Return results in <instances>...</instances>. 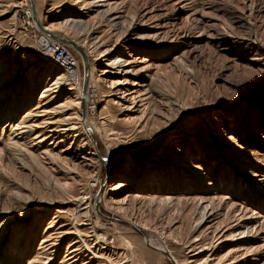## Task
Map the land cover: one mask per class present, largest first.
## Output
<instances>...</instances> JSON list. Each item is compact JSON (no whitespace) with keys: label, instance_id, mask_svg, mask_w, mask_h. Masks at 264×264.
<instances>
[{"label":"rangeland","instance_id":"1","mask_svg":"<svg viewBox=\"0 0 264 264\" xmlns=\"http://www.w3.org/2000/svg\"><path fill=\"white\" fill-rule=\"evenodd\" d=\"M109 1L115 14L101 17L89 0H33L44 26L89 52L88 116L99 131L82 148L78 130L65 129L85 116L77 91L65 87L52 100L43 92L61 69L38 51V32L25 23V11L33 20L30 0H0V112L13 113L18 100L31 98L17 113L32 110L31 122L48 134L44 143L54 153L52 161L38 151L44 168L23 165L0 129V264L16 258L19 243L24 253L16 264H64L76 226L83 234L96 226L106 243L92 249L126 252L128 264H264V49L247 45L264 44V0ZM132 26V36L123 35ZM97 37L102 49L92 43ZM122 50L131 61L126 73L106 66ZM188 179L193 186L180 189ZM83 195L91 198L92 220L74 222ZM164 197L172 202L163 204ZM210 200L218 216L198 226ZM241 222L252 228L246 238ZM50 234L59 246L46 254L48 247H39Z\"/></svg>","mask_w":264,"mask_h":264},{"label":"bare ground","instance_id":"2","mask_svg":"<svg viewBox=\"0 0 264 264\" xmlns=\"http://www.w3.org/2000/svg\"><path fill=\"white\" fill-rule=\"evenodd\" d=\"M114 4L115 3H111L109 0H89V2L86 4V6L89 8L93 7V9L94 8L97 9L99 16L107 17L116 8V6ZM192 9L195 10V12H198V7L196 5L192 6ZM38 18L41 21L39 15H38ZM115 18H117V17H115ZM107 20H109V19H107ZM117 20H118V18H117ZM117 20L116 19H113V20L110 19L109 20L111 22V24L109 23L111 28H114V29L119 28V23ZM133 28H134V26L126 29L125 32L122 30L121 31H122V33L124 32L123 35H126V37H131ZM50 38L52 40H55L52 37H50ZM97 39L98 40H96L92 43H96L95 45L94 44L93 45L96 46V48L100 49L102 46L105 45V42L103 41L104 38L102 40V38L97 37ZM55 41H58V40H55ZM255 44L257 46V49H260V48L264 49V44L262 45L256 39L250 40V42L247 43L248 46H253ZM114 47H116V46H114ZM107 48H108V46H107ZM96 51H97V49H96ZM108 51L109 52L104 51V50L103 51L98 50V57H96L95 60L96 61L101 60L102 57H106L107 54H110L112 50L110 49ZM85 53H86V58H87V62L89 65V70L87 72L88 87H89V79L91 78L92 62H91V59L89 58L90 57L89 52L85 51ZM125 55H126L125 51H123V50L120 51L118 53V55H114L113 57L108 59V64H106V66L111 67L112 71L113 70L117 71V70L121 69V70H119L120 72H125V70L122 67H130V65H131V61L127 60V58H125ZM44 57L46 59H49L48 57H46V55H44ZM81 61L83 63L82 57L80 59V64L78 63V66L75 67L74 72L73 71L64 72L62 70H61V72L55 71L53 74V80L51 79V81H53V83L50 85L49 84L45 85L43 92L48 93V95L51 94L52 97L50 98V100H52V99L58 98L59 94L62 91L73 90V89H75L77 91V93H78L77 95H79V97H80L79 98L80 101H78L77 104H81L83 102V105H84V112L83 113L85 114V116L83 117V116L77 115V117L79 116L78 118L80 119V121L79 122H68L65 125L66 126L65 129L68 132L73 131V130H78L77 134L80 137V139L82 138L80 143H81V147L83 148L85 146H89V147L92 146L90 136H93L99 130L96 126V123L93 120H91L88 116L89 109H90L87 105V100H88L87 99L88 98L87 91H89L88 87H87V90L85 91L86 92L85 96L82 97V94H81L82 93V83H83V78H84V74L83 73L81 74V70H80ZM59 69H61V68H59ZM0 73H2V72H0ZM51 76H52V74H51ZM40 79H42V77ZM53 85H55V86H53ZM36 86H37L36 83L35 84L32 83L33 88H31V90L32 91L35 90ZM2 87H4V86H2ZM65 87H68V88H65ZM63 88H65V90H63ZM168 100L172 101V99H170V98H168ZM30 101H31V98L30 99H26V98L24 99L23 98V99L18 100L16 102V108H15L16 111L13 113H5L4 111L0 112V129H1V134H3V133L7 134L8 133V145L7 146H8V149L10 150V153L15 157V159L19 160V162L22 163L23 165L28 166L29 164H32V166L34 165V166H37L38 168L41 169L44 167L41 166V160L39 158L38 151H42V152H44V154H48L49 158L52 159V161H54V157H53L54 153H52V151L47 148V144L44 143V141L48 137V134H41V132H37L38 131L37 127H39V125L31 122L32 121L31 120V117H32L31 111L32 110H30L27 113L25 111L23 116H20L19 113H17V107H21V106L23 107V106H26L27 104L29 105L31 103ZM59 106H62V104H60ZM38 107H42V106H40L38 104L36 108H38ZM222 137L223 136H219L218 138H222ZM31 141H32V144L31 143L29 144V142H31ZM257 157H259V155H257ZM105 159H106V161H108L107 157ZM193 167H194V165H193ZM193 167H191V169ZM240 167H242V165ZM192 178H194V177H192ZM245 178H247V177L242 176V179L241 178L239 179L240 184L244 185L243 180H245ZM188 181L182 180L181 181L182 186H180L181 187L180 189H184V187H183L184 185H185V187L187 185H188V187H192L193 182H190L189 179H188ZM246 183L247 184H245V185H246V187H248V184H249L248 181H246ZM262 184H259V185L262 186ZM58 185H59V188L62 189V191H64V192L67 191V189H68L67 185L62 184V183L61 184L58 183ZM235 185H236V180L234 181L233 186H235ZM162 189H164V188H162ZM103 197H104V194H102V193H100L97 196V201H96L97 204L102 199H104ZM160 199H161V202H163V204H165V205L166 204L169 205L172 202L169 200L170 198L165 199V197H164V198H160ZM210 201H209V203H206L204 206H202L200 208V212H199L200 215H199L198 219H196L197 220L196 223L198 224V226L201 223L202 224L204 223L203 225L201 224L202 226H204L207 223L208 219H210V218L216 219V217L218 216L217 215L218 213L215 211L218 206L214 205V203L212 201L211 202ZM92 206H93V204H92L91 198L89 196L83 195L82 197H79L77 199V202H75V209H73V215H72V216H74L73 221L75 222V220H78L79 217H81V216H86L87 220H92L91 219V210H90L92 208ZM209 206H210V209H208ZM96 222H98V221H96ZM83 223L84 222H82V224ZM76 225H78V224H76ZM237 225H239V227L237 226L238 229L241 230L243 228L240 231L239 235L242 234L243 237L246 238V237H248L249 233L251 234V232H252L251 227L245 226L244 223H242V224L237 223ZM235 226H236V224H235ZM233 228H234V226H229V227H226V229L225 228L224 229L225 230H231ZM75 230L77 231V237L74 238L72 240V242H70L69 246L67 247V249L65 251L64 260H63L64 264H77L78 260H80L82 257H85L83 260L88 259L89 261L85 260L81 264H91L95 258L101 259V260H99V264H128V261H127V259H128L127 254L128 253L126 254V252H122V251H121V253L115 252L114 254L116 257H113V255L110 256V255L106 254V252L108 251V250H106L107 249L106 245H100L99 251L92 249L93 246L96 244L99 245V243H101L103 241H104L103 243H106L105 237H103L102 232H100L96 226L91 227V231H88L91 233L86 232V234L81 233L80 228H78L77 226H76ZM139 231L142 232L141 229H139ZM245 234H247V236H245ZM51 236H52V234L49 235V237H51ZM83 236H86V237H83ZM144 236H145L144 240H146V243H148V245L152 246L153 248H156L159 251H163L164 254L166 253L165 251H168L164 245H161V243L159 244V243L155 242V240L153 238H151L150 236H147V235H144ZM232 236H234V235H232ZM232 236H230V237H232ZM49 237H48V240H44V238H43L44 242L42 241L40 244H42V245L45 243L46 244L43 246L41 245L39 247V248L44 247V249L46 247H48V249L46 248L45 250H43V251L47 252L46 254H48L49 252L51 253V251H49V250L52 247H55L52 251H56V250L58 251V246H59L54 241L55 236H54V238L53 237L50 238L51 240H53L51 242V244H53V245L49 246L50 242L47 243V241H49ZM198 239L196 238V240H198ZM92 241H94V242H92ZM91 243H93L94 245L93 244L91 245ZM16 247H17L16 258H14V260H12L10 263L8 262L7 264H16L17 260L20 259L21 254L24 253V251H23L24 248L20 243ZM247 249H249V248H247ZM87 251L90 255L92 254V256L88 257L89 254L85 255ZM201 251H202V249H201ZM168 252L170 253V255L168 253H166L168 255V257L170 259L172 258L174 262L178 263L175 256L172 255V252L171 251H168ZM41 253H43V252H41ZM103 261H106V262H103Z\"/></svg>","mask_w":264,"mask_h":264},{"label":"built area","instance_id":"3","mask_svg":"<svg viewBox=\"0 0 264 264\" xmlns=\"http://www.w3.org/2000/svg\"><path fill=\"white\" fill-rule=\"evenodd\" d=\"M25 23L30 29H34L37 34L34 35L36 40V47L38 51L50 59V61L64 72L73 71L78 66L76 56L68 49V47L61 41H55L47 34L39 32L28 11L23 13Z\"/></svg>","mask_w":264,"mask_h":264},{"label":"water","instance_id":"4","mask_svg":"<svg viewBox=\"0 0 264 264\" xmlns=\"http://www.w3.org/2000/svg\"><path fill=\"white\" fill-rule=\"evenodd\" d=\"M30 12H31V16H32L37 28L40 31H42L43 33L47 34L48 36H50V37H52V38H54V39H56L58 41L64 42V43L72 46L80 54V56L83 59V74H84L83 83H82V91L85 92L87 90V87H88L87 72L89 70V65H88V62H87L85 51L74 40L66 38V37L61 36V35H58V34L52 32V31H50L46 26H44L41 23V21L39 20V18H38V14H37L36 9L34 7L33 0H30ZM82 104H83V102H82ZM83 107H84V105H83Z\"/></svg>","mask_w":264,"mask_h":264}]
</instances>
